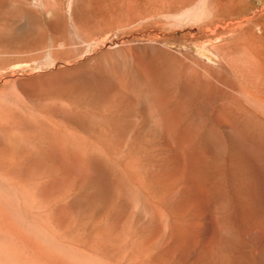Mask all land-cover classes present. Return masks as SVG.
Here are the masks:
<instances>
[{"label": "rangeland", "instance_id": "rangeland-1", "mask_svg": "<svg viewBox=\"0 0 264 264\" xmlns=\"http://www.w3.org/2000/svg\"><path fill=\"white\" fill-rule=\"evenodd\" d=\"M220 3L0 0L16 264H264V0Z\"/></svg>", "mask_w": 264, "mask_h": 264}, {"label": "bare ground", "instance_id": "bare-ground-1", "mask_svg": "<svg viewBox=\"0 0 264 264\" xmlns=\"http://www.w3.org/2000/svg\"><path fill=\"white\" fill-rule=\"evenodd\" d=\"M213 1V3L215 4V5H217L218 7L221 5V3H220V0H212ZM232 3V2H231ZM262 3H263V1H262ZM213 4V5H214ZM216 7V6H215ZM242 7V6H241ZM254 7V6H253ZM175 8V7H174ZM216 10V9H215ZM244 11V10H243ZM215 13V12H214ZM213 13V14H214ZM254 16V15H253ZM259 18V17H258ZM214 19V18H213ZM227 19V18H226ZM251 19H254V18H251ZM221 20V19H220ZM219 20V21H220ZM246 21H250V19H248V18H246L245 19ZM255 20V19H254ZM259 20V19H258ZM206 22V21H205ZM258 23V22H257ZM249 24V23H248ZM232 25V24H231ZM235 26H237V25H235ZM250 26V25H249ZM209 28V27H208ZM235 27H233V28H231V29H234ZM251 29V28H250ZM240 34H241V32H239ZM255 37V36H254ZM255 38H253V40H254ZM250 44H251V42H250ZM257 51V50H256ZM253 55V54H252ZM258 56V55H257ZM78 162V161H77ZM2 181V180H1ZM0 181V182H1ZM3 183V182H2ZM3 184H5V182L3 183ZM7 184V183H6ZM10 187V186H9ZM8 190V192L9 191H13V189L11 188V190L10 189H8V188H6L5 186H3V185H1V183H0V190L1 191H3V190ZM13 194V193H12ZM11 196V195H10ZM17 197H19V196H17ZM13 199V198H12ZM24 201V203H23V205H24V208H26L27 210H29L30 208H31V204H30V201L28 200V199H24L23 200ZM20 204H18V206H19ZM19 209V208H18ZM30 211H33V210H30ZM22 212V211H21ZM20 212V213H21ZM17 214V213H16ZM20 216V215H19ZM14 217V216H13ZM25 219V218H24ZM17 221V220H16ZM48 222V221H47ZM25 224V223H24ZM34 227V226H33ZM38 228V227H37ZM42 231V230H41ZM37 237V236H36ZM47 238V237H46ZM44 239H45V237H44ZM1 246V245H0ZM65 249V248H64ZM70 249V248H69ZM68 252V251H67ZM77 252H79V251H77ZM87 253V252H86ZM73 257V256H72ZM83 257V256H82ZM83 258H85V257H83ZM92 259V258H91ZM15 261H16V259L14 258V256L13 255H11L10 253H9V251H7L6 249H4V248H1L0 247V264H12V263H15ZM77 261V260H76ZM83 261V260H82ZM82 263V262H81ZM16 264V263H15Z\"/></svg>", "mask_w": 264, "mask_h": 264}]
</instances>
